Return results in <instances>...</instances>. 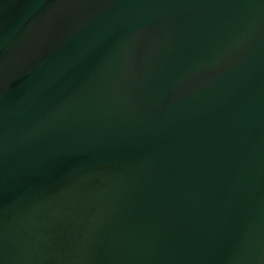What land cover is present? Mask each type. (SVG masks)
I'll return each instance as SVG.
<instances>
[{"label":"water","instance_id":"obj_1","mask_svg":"<svg viewBox=\"0 0 264 264\" xmlns=\"http://www.w3.org/2000/svg\"><path fill=\"white\" fill-rule=\"evenodd\" d=\"M0 264H264V0H0Z\"/></svg>","mask_w":264,"mask_h":264}]
</instances>
